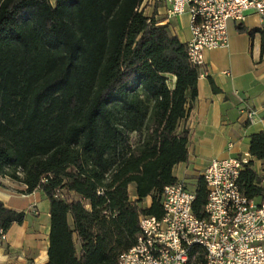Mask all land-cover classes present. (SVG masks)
<instances>
[{"label": "trees", "instance_id": "trees-1", "mask_svg": "<svg viewBox=\"0 0 264 264\" xmlns=\"http://www.w3.org/2000/svg\"><path fill=\"white\" fill-rule=\"evenodd\" d=\"M141 2L0 0V178L48 200L46 264H117L187 160L200 68ZM249 154L264 166V132ZM262 182L250 161L238 187L264 200ZM194 194L203 218L202 176ZM24 220L0 201V233Z\"/></svg>", "mask_w": 264, "mask_h": 264}, {"label": "crops", "instance_id": "crops-1", "mask_svg": "<svg viewBox=\"0 0 264 264\" xmlns=\"http://www.w3.org/2000/svg\"><path fill=\"white\" fill-rule=\"evenodd\" d=\"M140 9L160 25H167L181 43L189 42L187 14L169 19L167 5L156 0H142ZM227 33V49L204 53L197 96L180 126L188 131V156L173 168L177 182H195L211 160L250 156V136L264 132V28L259 17L248 12L239 27L228 22ZM249 111L256 113L253 123L247 119ZM250 161L252 170L264 181V166L251 156ZM260 186L264 187V182ZM25 190L19 183L0 178V201L8 209L25 213L21 225L13 224L7 233H0V264L48 261L49 202L40 191L26 194ZM129 193L135 200L133 186Z\"/></svg>", "mask_w": 264, "mask_h": 264}, {"label": "built area", "instance_id": "built-area-1", "mask_svg": "<svg viewBox=\"0 0 264 264\" xmlns=\"http://www.w3.org/2000/svg\"><path fill=\"white\" fill-rule=\"evenodd\" d=\"M167 18L187 14L190 63L200 69L204 53L227 49L228 22L242 25L252 12L264 28V0H156ZM253 123L255 111L247 112ZM249 155L211 160L203 172L207 190L204 217L192 211L194 190L176 182L163 191V216L139 217L135 245L117 264H264V200L248 199L238 187Z\"/></svg>", "mask_w": 264, "mask_h": 264}, {"label": "rangeland", "instance_id": "rangeland-1", "mask_svg": "<svg viewBox=\"0 0 264 264\" xmlns=\"http://www.w3.org/2000/svg\"><path fill=\"white\" fill-rule=\"evenodd\" d=\"M189 180V179H188ZM187 187H188V189H190V190H194V188H195V182L194 181H188L186 184H185ZM150 202V198H148L147 200H145V201H143V204L141 205L142 207H145V206H147L148 205V203Z\"/></svg>", "mask_w": 264, "mask_h": 264}]
</instances>
